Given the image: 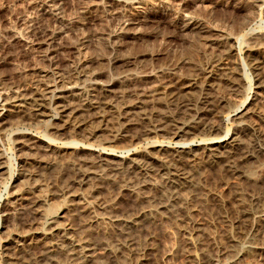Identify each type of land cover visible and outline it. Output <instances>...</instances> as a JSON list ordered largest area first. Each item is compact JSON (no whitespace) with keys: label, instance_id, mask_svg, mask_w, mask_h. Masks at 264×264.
<instances>
[{"label":"rangeland","instance_id":"1","mask_svg":"<svg viewBox=\"0 0 264 264\" xmlns=\"http://www.w3.org/2000/svg\"><path fill=\"white\" fill-rule=\"evenodd\" d=\"M81 1L82 0H57L58 3H62L63 8L61 7V9L63 10L60 9V12L62 13L58 14L55 10H53L54 14H50H52L56 20L54 21V17L49 14L48 19L46 18L41 21L40 28L45 26L46 28H44L50 31H52V28L56 29V31L58 32L56 40L58 44L60 41H64L63 43H72L76 40L77 36L80 35V37H82L80 41L81 45L77 46V48L74 50V54L71 53L73 55L70 54L69 56L68 51L66 52L65 49H59L54 53L56 59L59 60V62H61L63 66H67L73 63L74 55H76L77 53V55L81 58H95L96 60L94 59L95 63L93 64V69L102 71L103 74L105 73L104 75L107 77H102V79H109L108 81L112 83V86L114 85L113 89L115 91L113 92L119 93L118 91L122 89V86H120V82L127 81L129 79L127 83L129 82L128 84L131 85H129V87H131V90L134 89V87L135 89H142V86H145L144 88L152 91L150 92V94H154L155 91L153 92V89L162 86V82L167 79L165 78L166 75H162L163 71H166L168 73L170 72L171 68H177L180 71L176 69L172 70L178 71V74L186 75V73L189 71L187 70V66L189 64L186 62L189 59L188 57L191 56L189 61H192L194 59L193 62H196L198 64L204 63L205 61H207V59H210V55H212L213 51V46L209 44V41H206V39L204 40L202 35L199 34L195 28H183L185 24L190 22L192 23L194 21H200L206 27L213 28L211 29L213 34V31H215V34L217 32V35L222 34L223 32L224 34L222 35L224 37L227 35L226 37L231 41L229 42L234 49L232 48L231 53L225 56L226 59H224V62H227L229 66H233H231L235 71L233 75H237L236 78L238 80L235 79L233 82L221 80L217 81V84H215V81L212 84V87H210L209 91H207V93L209 94H206L208 98H210L209 100L211 102V105L213 104L214 109L217 108L215 113L209 116V120H220L219 122H222L223 125L221 124V130L218 129L219 131L217 130L216 132H214L215 130L210 133L195 132L194 135L196 136H194L193 134H187V136H185L186 139L184 138L187 142L185 146L189 149H192V151H195L194 149L199 151H195V153L192 152V155H183V158L182 155L177 156L171 153V151H173V149L177 147V141L172 140L170 136H168V138L167 136H165L166 134H159L156 135V137L154 136V138L153 136L152 138L151 136L148 138L143 137L141 138L142 140L139 139L138 142H135L133 144L129 141L133 133L139 132L138 129L140 128H142L140 130L144 129L142 127L143 120L141 117H144L145 114L146 116L158 115V113L167 115L175 114L177 109V104L175 103H178V101H175L174 103L170 101L168 97H162L161 94L156 95L155 97L149 95L150 97L148 96L145 98L147 99V102L145 100L142 104L144 109H146L145 111L144 109L139 108L140 110L137 109L136 112V109H133L134 111L130 113V116H128L129 114L127 115L128 117L126 118V120H128V123L131 122V125L129 126L130 128L128 127V134H124L125 139L124 137H121L122 139L119 140L121 143L119 141H115L113 143V141L110 140L111 138L109 137H111V131L108 129L104 130L105 132H102L103 134H99V136L101 135L100 137L98 136L92 139L86 137L88 129H94V127L96 128V126L99 124L98 117H85L84 119H81V123L78 129L80 132H76L73 134V130L68 128L70 125L67 126L68 129L65 128V130L63 129V131L62 129H60L61 133L59 132V129L54 130L50 128L49 124L38 126V120L44 117L37 116V119L35 118L36 116L34 118H27V110H24V107L12 108L15 110H10L9 113L4 110L3 112L6 113L3 117V123L0 124V152L2 154L4 153L5 156L3 155V160L7 163L5 162L6 167L3 170H0V264H7L9 260L10 263L15 258L22 256L23 259H29V261L38 260V264H43V262L45 264H68L69 262H71L70 256L68 254L61 251L59 252L54 239L50 238L49 240H36L34 243L32 242L31 244H26V246L19 245L17 244V241H15L17 239L15 237L20 231V223L22 224L27 219H32L35 216V208L33 207V205H31L32 199H29V197H25L26 195L33 196L31 194V192L33 191L29 189L30 186L29 183H27L28 177H26V175L24 174L25 172H32V174L34 175V179H37L38 182L40 181V186L43 187L46 194H48L47 198L49 207L53 206L52 210L60 211V214L63 215V217L60 218L61 221L70 224V226H72V229L74 230L75 235L87 237L88 243L92 247V250L94 249L93 252L97 254L95 256L97 257L98 261H104L101 264H232V262H236L238 260L239 262L233 264H264V221L262 222L261 220V218L263 217L261 215H264V0H89L87 4H85L84 2L88 0H83L84 2ZM52 3L54 4L53 0H0V78L4 77V80H12L14 78L16 81L21 79V81L24 80L25 82H28V80L32 81L44 74L42 70L45 69L47 65V62L43 57L44 52L41 50L43 52L42 53L40 49L36 48V41L35 43L31 42L29 40L30 38L26 37V31H24V29L26 30L25 26L29 24L30 19L33 20L36 19L37 16H39V13L41 11L40 9H51V7L53 6ZM36 9H38L39 11L37 10L38 12H36ZM59 19H63L64 21L60 22ZM25 21H27L28 23ZM169 21L174 23V25H172L171 22L167 23ZM124 22L125 24H122ZM165 22L167 24H170L167 29ZM120 24L125 27L120 28L122 27ZM127 25L129 27H127ZM230 26L233 28H231ZM153 28L156 30H154ZM22 29L23 31H21ZM123 32H125L126 34ZM153 33L156 36L153 35ZM184 33H186L187 35ZM117 34L119 37L121 36L120 38H122V40H120V38L116 36ZM167 36L170 37L167 38ZM213 36L216 37L215 35ZM18 37L20 38L18 39ZM17 39L21 41H19L18 43ZM25 40L27 41V43H25ZM113 40L117 41L115 42ZM204 43H206L207 45ZM33 47L35 48L33 49ZM151 50L159 51L161 56L158 55L157 58H152V60L151 56L148 54L149 52H151ZM171 51L174 52V54ZM250 55H254L255 57H258L262 60V66L260 68L261 70L259 69L258 71L256 69L254 70L253 67L250 68L251 66H249L250 64L247 60ZM167 56H169L170 58ZM112 57L117 58L114 63L111 62V59H113ZM128 57L131 58L130 63L126 61V58ZM169 59L170 62L175 63L178 60L179 62H176L177 64L170 63V65ZM165 60H167L168 62L167 66H165L167 63L165 62ZM96 61L99 64H97ZM158 62H160L159 64H161V66L158 64ZM113 64L115 66H113ZM116 66L117 68H120L121 74L119 68L117 69ZM160 67H162L161 70ZM104 70L107 71L105 72ZM113 70L115 73H113ZM117 71H119V73ZM41 72L42 74H40ZM21 73L24 75H22ZM157 74H159V76L162 75L160 76L161 78L164 77L163 81L159 79V76ZM238 76H241V78H238ZM117 77H120V79L122 78L123 80H120ZM113 78L115 81L113 80ZM131 78L132 80L136 79V81L138 82L134 80V83L136 82L134 84L133 81L130 80ZM227 83L229 86L227 85ZM217 86H219L220 88ZM211 88L213 90L212 92ZM206 94L201 88H194L193 91L191 90L190 94L186 95L187 97H185L187 99L190 98L188 101L191 100L190 103L194 106V108L199 109L203 106L202 99L205 98L204 95ZM222 98H224L225 101H223L221 104L220 100ZM131 99H134V97H131ZM216 99H219V103L215 101ZM194 100L196 101L194 102ZM130 101L128 99L124 102L129 103ZM200 103L202 104V106ZM174 108L175 110L172 111V109ZM241 108H248L247 115H239V111L241 110ZM248 123H252L254 126L247 127L246 124ZM244 124L246 126H244ZM116 125L117 124H114V126L112 127H115ZM117 126L118 128L122 127L121 125ZM53 130L56 133H54ZM47 131H51V133H53L52 136L51 133H47ZM227 132L236 133L243 141V144L241 145L242 147L236 149L234 153L235 157L233 156V159H235V161L237 159V162H240L242 160L243 161L237 164L238 166L236 165L235 168L233 167L232 169H230L229 166L225 164V162L223 164L222 161L210 165L209 163L205 165L201 163L199 158L203 157L202 155H204V152H200V150L203 151V148L199 146H204V144L209 139L222 136ZM26 133L28 135H26ZM54 134L57 135L55 136ZM16 135L18 137V140L17 137H15ZM29 135H33L31 137V140ZM160 135L161 137H159ZM24 136L28 137L25 138ZM106 136H109L108 138L110 141L107 140ZM162 136L167 138H164ZM19 137L22 139H20ZM23 137L24 139H29L28 142L31 143L32 141L37 140L36 143H38V147L31 148V146L29 145H21V143L25 141ZM38 138H41V140ZM42 139H46L48 144L46 142L44 143V140L42 141ZM72 142H74V146H72ZM108 143H110L111 145ZM127 143H131L132 145H128ZM46 144L49 145L48 148H46ZM112 144H115V146H112ZM197 145L199 146L196 147ZM91 146H94L96 149ZM152 146L156 148L163 147L162 149L167 146L170 153L168 152L166 147V150H163V154L162 152H160L163 156L158 152L156 155L161 157L165 156L169 160V162L171 161V167L175 168L174 171L177 173V175L180 174L181 176L184 173L187 177L183 178L179 175H175V180L178 181V183L175 182L174 184L171 181H168L166 173L164 172V170H161L159 164H154L155 168H152L154 167V165L151 168L145 165H143L144 167L142 165H139L140 167L137 166L135 168L130 167L131 164L136 161L133 158L137 159L140 153L148 151V147L149 150L152 149ZM36 149H38V151ZM31 151H33L34 153ZM91 151L93 152V155ZM32 153L36 155L33 156ZM199 154L202 155L200 156ZM251 154H253V157L245 161L244 158ZM104 156H107L108 158ZM116 156L118 160H124L122 164L123 166H121L120 168L107 167L106 169H104L105 166L101 165L103 167L102 169L104 170L98 168L99 170H96V172L98 171V173H102L103 171L105 174L102 173V176H98L99 178L97 177V175L93 174L95 178L92 177L93 175H90V179L89 176L88 178L86 177L87 179H85V177H82L76 168V165L87 167L90 164V166L94 164L100 165L102 162L103 164H107L106 161L110 157L113 159ZM173 156L176 157L174 158ZM73 157L76 161L73 159ZM102 157L105 159L104 161H102ZM54 163L57 167L54 166ZM220 166L222 168H220ZM247 168L248 171L254 174L253 178L249 179L247 177V179L244 175V169L246 171ZM260 168L263 170H261ZM76 171L79 174L76 173ZM22 177L25 179H23ZM75 177H77V179ZM129 178H131V180ZM144 178L146 181H144ZM139 180H141L142 183H140L141 181L139 182ZM143 183L146 184L143 186ZM134 184L135 186H133ZM69 185L70 187H68ZM64 186L70 188V190L73 189L72 192L75 194L73 201L65 202L63 197L60 195L61 190L65 189ZM136 186L138 189H135ZM21 189L23 190L22 192ZM173 189L179 192V196L174 197L175 199L172 198ZM26 190L29 194H27ZM23 192L25 193V196ZM16 193H19L20 195L22 194L23 197L19 199L21 201L16 200L15 202H13L12 200L15 197ZM241 199L242 202L240 201ZM9 200H11L12 202ZM57 205L58 208L56 207ZM143 210H146V212L149 214L141 212ZM116 213L117 215H115ZM129 214L136 215V217L138 218L137 221L139 222L138 227L133 228L132 226L130 227L126 224L125 220L131 217ZM123 220L127 227L126 225H124ZM120 223L123 224V227H121ZM87 224L90 225L88 226ZM15 227L18 228L19 231ZM226 231H228V233ZM86 233L87 236H85ZM95 237L97 238L95 239ZM141 237L144 240H142V242ZM28 242L29 241H27V243ZM6 243L11 244L7 245ZM196 244H198V246ZM51 245L53 246L52 248ZM237 245L241 248L244 246L246 247L247 245H252L255 247L254 251L251 254L245 253L246 256H244L245 254L242 256L239 255V259L227 262V259L229 258L227 254L231 252V248H236ZM209 252H211V254ZM28 256L30 257L28 258ZM240 257L242 258L240 259ZM19 262L21 261H17L16 264H22V262Z\"/></svg>","mask_w":264,"mask_h":264},{"label":"bare ground","instance_id":"2","mask_svg":"<svg viewBox=\"0 0 264 264\" xmlns=\"http://www.w3.org/2000/svg\"><path fill=\"white\" fill-rule=\"evenodd\" d=\"M54 1V4L52 3V7L51 9H45V8H42L40 9V13H39V16L36 17V19H33L29 21V24H26V30L24 29V31H26V37L27 38H30L29 40L31 42H34L36 41V48L40 49V51L42 50L44 52L43 54V57H44V60H46L47 62V65H46V68L43 69L42 71L44 72L43 75H41V77L39 78H36L32 81L28 80V82H25L24 80L21 81L18 80L16 81L14 78V80H4V77L3 78H0V124L3 123V117L5 115L6 112L9 113L10 110H15V109H12V108H15V107H24L25 109L24 110H27V114H26V117L27 118H35L37 119V116H43L44 118L42 119H39L38 120V126L40 125H48L50 126V128L52 129H59V132H60V129H63L65 130V128H67V126H69L68 128H70L71 130H73V134L76 133V132H80L78 129H79V126H80V121L81 119H84L85 117H89V118H92V117H98L99 118V124L96 126V128L94 127V129H88V132L86 134V137H89V139L91 138H94V137H98L99 134H101L102 132H105L104 130H110L111 131V138L110 140L113 141V143L116 141H119L121 140L122 138L121 137H124V134L127 133L128 131V127L131 125V122L128 123L126 120V118L128 116H130V113L132 111H134L136 109V112H137V109L141 108V109H144V107L142 106L143 102L146 100L147 102V99H145L146 97H148L149 95L150 96H153L155 97L156 95H162L163 96H166L170 99V101L174 102L175 101H178V103L176 102L175 104H177V109H176V112L174 115H170V114H159L158 115H153V116H146V114L144 115V117L142 116V124H143V130H140L138 129L139 132H136V133H133L132 134V137L131 139H129L130 142L135 143V142H138L139 139L141 138H145V137H150L154 138V136L156 137V135H159V134H166L165 136H170V138L172 140H175L177 141V147H173V151H171L172 154L174 155H182V158H183V155H192L195 151H199V150H196L194 149L195 151H192V149H189L188 147H186V141H185V136H187V134H195V132H204V133H207V132H216L218 129L221 128V124L222 122H219L220 120L218 121H211L209 120V116L214 114L216 109H214L213 107V104L211 105V102H210V98H208L207 94V91H209L210 87H212V84L216 81L215 84H217V81H228V82H233L235 79L238 80L236 78L234 74V69L228 65L227 62H224V59H226L225 56H227L229 53H231L232 51V45L230 44V40L225 36H223L222 34H224V32L222 34H219L217 35V32L215 34V31L214 34L212 33L211 29L213 28H208L206 27L202 22L200 21H194V22H190V23H187L183 26V28H186V27H192L196 29V31L202 35V37L204 38V40L206 39V41H209V44H211L213 46L212 48V55L210 59H207V61H205L204 63H196V62H193L192 61H189L190 57H188L189 59L186 61L189 65V67L187 66V70H189L186 75H181V74H178V71H180L179 69L175 68L176 70L178 71H173L175 70L174 68H171L170 72H166V71H163L162 72V75L165 76V79L164 82L163 81V78L164 77H160L162 75L159 76V74H157L159 76V79H161L162 81V86H159L158 88H154L153 89V92L154 94H150V90H148L147 88H144L145 86H142L143 88L141 89H130L131 87H129L130 84L127 83V81H121L120 83V86H122V89L120 91H118L119 93H115L113 91H115L113 89L114 85L112 86V83L109 82L108 78L107 79H102V77H107L103 74L102 71H98V70H94L93 69V64L95 63V60L93 58H89V57H83L81 58L80 56H78L77 54L74 55V60H73V63L70 64V65H67V66H63V64L61 62H59V60L56 59V56H55V52H57L59 49H65L66 52L68 51V54L70 56L71 53L74 54V50L77 48V46L81 45V38L80 35L77 36L76 40L72 43H60L59 44L57 43V34L58 32L56 31V29H53L52 28V31L48 30V29H45L44 27L40 28V23L43 19H48V15L50 13L54 14L53 13V10L56 11V13L60 14L62 12H60V9L62 7V3H58L57 0H53ZM85 1V0H84ZM83 0L81 2H84ZM97 1V0H96ZM115 1V0H114ZM88 1H85L84 3L87 4ZM92 2V1H91ZM90 2V3H91ZM121 2V1H120ZM261 2V1H260ZM51 3V2H50ZM39 5V4H38ZM37 5V6H38ZM80 5V4H79ZM51 6V5H50ZM111 6V5H110ZM42 7V6H41ZM54 7V8H53ZM117 7V6H116ZM186 7V6H185ZM40 8V7H39ZM63 8V7H62ZM250 8V7H249ZM38 9H36V12ZM63 10V9H61ZM254 12V11H253ZM218 13V12H217ZM35 14H38V13H35ZM50 14V15H52ZM256 14V13H255ZM6 15V14H5ZM231 15V14H230ZM35 16V15H34ZM53 16V15H52ZM51 16V17H52ZM63 16V15H62ZM54 17V16H53ZM61 17V16H60ZM132 17V16H131ZM57 18V17H56ZM120 18V17H119ZM226 18V17H225ZM82 19V18H81ZM108 19V18H107ZM131 19V18H130ZM171 19V18H170ZM28 20V19H27ZM55 17H54V21H55ZM60 20V19H59ZM229 20V19H228ZM64 21L63 19L60 20V22ZM133 21V20H132ZM171 21H174V20H171ZM171 21L167 22V23H170ZM226 21V20H225ZM239 21V20H238ZM57 22V21H56ZM126 22V21H125ZM122 23V24H125ZM166 23V22H165ZM166 23V29L170 26V24H167ZM172 23V22H171ZM24 24V22H23ZM130 24V23H128ZM226 24V23H225ZM121 25V24H120ZM172 25H174V23H172ZM224 25V24H223ZM231 25V24H230ZM23 26V27H24ZM47 26V25H46ZM113 26V25H112ZM122 27L120 28H124L125 26L121 25ZM182 26V25H181ZM232 26V25H231ZM230 26V27H231ZM236 26V25H235ZM127 27H129L127 25ZM160 27V26H159ZM174 27V26H173ZM225 27V26H224ZM44 28V29H43ZM48 28V27H47ZM61 28V27H60ZM116 28V27H115ZM119 28V27H118ZM117 28V29H118ZM146 28V27H145ZM155 28V27H154ZM153 28V29H154ZM157 28V27H156ZM162 28V27H161ZM180 28V27H179ZM233 28V27H231ZM152 29V30H153ZM177 29V28H176ZM182 29V28H181ZM191 29V28H190ZM80 30V28H79ZM156 30V29H154ZM159 30V29H158ZM157 30V31H158ZM215 30V29H214ZM23 31V29L21 30ZM20 31V32H21ZM169 31V30H168ZM179 31V30H177ZM185 31V30H184ZM232 31V30H231ZM165 32V31H164ZM170 32V31H169ZM168 32V33H169ZM175 32V31H174ZM187 32V31H186ZM85 33V32H84ZM117 33V32H116ZM125 33V32H123ZM150 33V32H149ZM182 33V32H181ZM193 33V32H192ZM221 33V32H220ZM254 33V32H253ZM256 33V32H255ZM126 34V33H125ZM173 34V33H172ZM175 34V33H174ZM186 34V33H184ZM25 35V34H24ZM120 35V34H119ZM122 35V34H121ZM153 35H155L153 33ZM170 35V34H169ZM187 35V34H186ZM213 35H215L216 37H214ZM117 37L118 34L116 35ZM123 36V35H122ZM156 36V35H155ZM193 36V35H192ZM191 36V37H192ZM260 36V35H259ZM12 37V36H11ZM16 37V36H14ZM13 37V38H14ZM73 37V36H72ZM76 37V36H75ZM115 37V35H114ZM121 37V36H120ZM119 37V38H120ZM170 37V36H169ZM167 36V38H169ZM230 37V36H229ZM20 37H18L19 39ZM69 38V37H68ZM17 39V40H18ZM113 39V38H111ZM125 39V38H124ZM159 39V38H157ZM156 39V41H157ZM254 39V38H253ZM15 40V39H14ZM23 40V39H22ZM118 40V39H117ZM117 40H113V41H117ZM120 40H122V38H120ZM119 40V41H120ZM163 40V39H162ZM166 40V39H165ZM203 40V41H204ZM261 40V39H260ZM19 41L21 40H18V43ZM26 41V40H25ZM189 41V40H188ZM200 41V40H199ZM230 41V42H229ZM23 42V41H22ZM71 42V41H70ZM124 42V41H122ZM121 42V43H122ZM166 42V41H164ZM202 42V41H201ZM11 43V42H10ZM13 43V42H12ZM27 43V41L25 42ZM29 43V42H28ZM119 43V42H118ZM192 43V42H191ZM112 44V42H111ZM153 44V43H152ZM201 44V43H200ZM206 44V43H204ZM208 44V45H209ZM230 44V45H229ZM260 44V43H259ZM31 45V44H30ZM142 45V44H141ZM147 45V44H146ZM150 45V44H149ZM154 45V44H153ZM207 45V44H206ZM205 45V46H206ZM34 46V45H33ZM117 46V45H116ZM152 46V45H151ZM185 47V46H184ZM191 47V46H190ZM193 47V46H192ZM196 47V46H195ZM31 48V47H30ZM35 47H33L34 49ZM157 48V47H156ZM186 48V47H185ZM32 49V48H31ZM179 49V48H178ZM188 49V48H187ZM191 49V48H190ZM234 49V48H233ZM161 50V49H160ZM168 50V49H167ZM175 50V49H174ZM193 50V49H192ZM195 50V49H194ZM38 51V50H37ZM41 51V52H42ZM64 51V50H63ZM99 51V50H98ZM118 51V50H117ZM131 51V50H130ZM164 51V50H163ZM181 51V50H180ZM188 51V50H187ZM42 52V53H43ZM136 52V51H135ZM166 52V51H165ZM164 52V53H165ZM172 52V51H171ZM190 52V51H189ZM194 52H197V51H194ZM95 53V52H94ZM127 53V52H126ZM174 54V52H172ZM179 53V52H178ZM202 53V52H201ZM71 54V55H73ZM93 54V53H92ZM115 54V53H114ZM150 56H151V59L152 58H157L158 55H160L159 51H155V50H151V52L148 53ZM162 54V53H161ZM169 54V53H168ZM182 54V52H181ZM196 54V53H195ZM86 55V54H85ZM83 55V56H85ZM91 55V54H90ZM116 55V54H115ZM260 55V54H259ZM103 56V55H102ZM119 56V55H118ZM125 56V55H124ZM161 56V55H160ZM176 56V55H175ZM203 56V55H202ZM169 57V56H167ZM171 57V55H170ZM169 57V58H170ZM249 57V56H248ZM70 58V57H69ZM99 58V57H98ZM113 58V57H112ZM182 58V57H181ZM201 58V57H200ZM228 58V57H227ZM101 59H104V58H101ZM178 59V58H177ZM187 59V58H186ZM192 59V58H191ZM203 59V57H202ZM206 59V58H205ZM235 59V58H234ZM100 60V59H99ZM112 61L111 62H115L117 60V58H113L111 59ZM153 60V59H152ZM168 60V59H167ZM167 60H165V62H167ZM249 62V66H251L250 68H254V70H258L261 68V63H262V60L259 59L258 57H255L254 55L251 56L247 59ZM106 61V60H104ZM125 61V60H124ZM126 61L128 63L131 62V58H126ZM125 61V62H126ZM172 61V60H171ZM182 61V60H180ZM185 61V60H183ZM99 62V61H98ZM103 62V61H102ZM124 62V63H125ZM155 62V61H154ZM176 62H179L176 61ZM175 62V63H176ZM184 62V63H186ZM203 62V61H202ZM97 63V61H96ZM105 63V62H104ZM160 62H158L159 64ZM162 63V62H161ZM170 63H173L175 64L174 62H170V59H169V64ZM99 64V63H97ZM126 64V63H125ZM157 64V63H156ZM168 62L166 63L165 66H167ZM172 64V65H173ZM177 64V63H176ZM110 65V64H109ZM119 65V64H117ZM161 66V64H159ZM164 65V64H163ZM171 65V64H170ZM187 65V64H186ZM97 66V65H95ZM113 66H115L113 64ZM125 66V65H124ZM175 66V65H174ZM181 66V64H180ZM179 67V66H177ZM182 67H183V63H182ZM239 67V65H238ZM112 68V67H111ZM114 68V67H113ZM117 68V66H116ZM114 68V69H116ZM119 68V67H118ZM117 68V69H118ZM129 68V67H128ZM132 68V67H131ZM162 67H160V70H161ZM189 68V69H188ZM264 68V67H263ZM98 69V68H97ZM116 69V70H117ZM156 69V68H155ZM173 69V70H172ZM181 69V68H180ZM183 69V68H182ZM240 69V68H239ZM126 70V69H125ZM185 70V69H184ZM237 70V69H236ZM253 70V69H252ZM261 70V69H260ZM105 71V70H104ZM107 71V70H106ZM105 71V72H106ZM109 71V70H108ZM119 71H120V68H119ZM119 71H117L119 73ZM240 71V70H239ZM123 72V71H122ZM160 72V71H159ZM1 73V72H0ZM108 73V72H107ZM113 73L114 70H113ZM117 73V74H118ZM164 73V74H163ZM3 74V72H2ZM22 74V73H21ZM26 74V73H25ZM42 74V72L40 73ZM120 74H121V71H120ZM237 74V72H236ZM259 74V73H258ZM263 74V73H262ZM24 75V74H22ZM107 75V74H106ZM109 75V74H108ZM156 75V76H157ZM15 76V75H14ZM21 76V75H20ZM30 76V75H29ZM40 76V75H39ZM134 76V75H132ZM155 76V75H153ZM12 77V76H11ZM28 77V76H27ZM35 77V76H34ZM110 77V76H109ZM125 77V76H124ZM123 77V78H124ZM131 77V76H130ZM8 78V77H7ZM21 78V77H20ZM120 79V77H117ZM132 78H135V77H132ZM132 78L130 80H132ZM153 78V77H152ZM238 78H241V76ZM25 79V78H24ZM27 79V78H26ZM122 79V78H121ZM120 79V80H121ZM141 79V78H140ZM107 80V81H106ZM114 80V78H113ZM123 80V79H122ZM125 80V79H124ZM136 81V79H134ZM134 80L133 83H134ZM146 80V79H145ZM30 81V82H29ZM115 81V80H114ZM131 81V82H132ZM113 82V81H112ZM118 82V80H117ZM138 82V81H136ZM135 82V83H136ZM144 82V81H143ZM134 83V84H135ZM142 83V82H141ZM133 84V85H134ZM226 84V83H224ZM132 85V86H133ZM152 85V84H151ZM157 85V84H155ZM228 85V83H227ZM131 86V85H130ZM135 86V85H134ZM141 86V85H139ZM229 86V85H228ZM154 87V86H153ZM214 87V86H213ZM219 87V86H217ZM224 87V86H223ZM133 88V87H132ZM149 88V87H148ZM152 88V86H151ZM194 88H201L202 90H204V93L206 95H204V99H202L203 101V106L201 104L202 107H200L199 105V109H196L194 108V106L190 103V101H188L189 99H187L186 95L190 94L191 90L193 91ZM220 88V87H219ZM218 88V89H219ZM199 90V89H198ZM195 91V90H194ZM212 88H211V92H212ZM198 92V91H197ZM219 92V91H218ZM201 93V92H200ZM212 94V93H210ZM215 94V93H214ZM222 95V94H221ZM149 96V97H150ZM186 96V97H185ZM215 96V95H214ZM213 96V97H214ZM227 96V95H226ZM131 97H134V99H131ZM161 97V96H160ZM191 97V96H190ZM231 97V96H230ZM218 98V97H217ZM221 98V97H220ZM225 98V97H224ZM222 98L220 100V103L222 104L223 101H225V99ZM129 99H131V101L129 103H126L124 101H127ZM149 99V98H148ZM155 99V98H154ZM153 99V100H154ZM158 99V98H157ZM168 99V100H169ZM152 100V99H151ZM219 100V99H218ZM218 100L216 99L215 101L218 102ZM239 100V99H238ZM193 101V100H192ZM196 100H194L195 102ZM215 101H214V104H215ZM156 102V101H155ZM193 103V102H192ZM198 103V102H197ZM196 103V104H197ZM213 103V102H212ZM155 105V104H154ZM169 105V104H168ZM220 105V104H219ZM197 106V105H196ZM195 106V107H196ZM146 107V106H145ZM156 107V106H155ZM159 107V106H158ZM217 107V106H216ZM253 107V106H252ZM150 108V107H149ZM250 108V107H249ZM254 108V107H253ZM259 108V107H258ZM134 109V110H133ZM252 109V108H251ZM6 111V112H3V111ZM17 110V109H16ZM19 110V108H18ZM140 110V109H139ZM146 109H144L145 111ZM165 110V109H164ZM175 110L172 109V111ZM21 111V110H20ZM142 111V110H141ZM247 111H248V108H241V110L239 111V115L240 116H245L247 115ZM260 112V111H259ZM262 112V111H261ZM22 113V112H21ZM24 113V112H23ZM129 114V115H128ZM150 114V113H149ZM155 114V113H154ZM258 114V113H257ZM21 115V114H20ZM128 115V116H127ZM132 115V114H131ZM141 115V114H140ZM238 115V114H237ZM7 116V115H6ZM134 116V115H133ZM250 116V115H249ZM21 117V116H20ZM25 117V116H24ZM218 117V116H217ZM232 117V116H231ZM264 117V116H263ZM248 118V116H247ZM254 118V117H253ZM130 119V118H128ZM244 119V118H243ZM29 120V119H28ZM94 120V119H93ZM135 120V119H134ZM237 120V119H236ZM251 120V119H250ZM130 121V120H129ZM136 121V120H135ZM140 121V120H139ZM255 121V120H254ZM261 121V120H260ZM88 122V121H86ZM91 123V122H90ZM94 123V122H93ZM92 123V124H93ZM98 123V121H97ZM86 124V123H85ZM114 124H117V125H121L122 127H119L116 126L115 127H112L114 126ZM133 124V123H132ZM135 124V123H134ZM223 125V124H222ZM247 127H252L254 126L252 123H248L246 124ZM244 124V126H246ZM242 126V125H241ZM240 126V127H241ZM255 126H258V125H255ZM47 127V126H46ZM223 127V126H222ZM67 128V129H68ZM84 128V127H83ZM113 128V129H112ZM130 128V127H129ZM134 128V127H133ZM244 128V127H243ZM255 128V127H254ZM66 129V130H67ZM257 129V128H256ZM264 129V128H263ZM48 130V129H47ZM53 130V131H54ZM81 130V129H80ZM131 130V129H130ZM136 130V129H135ZM221 130V129H220ZM45 131V130H44ZM84 131V130H83ZM109 131V132H110ZM219 131V130H218ZM259 131V130H258ZM264 131V130H263ZM72 132V131H71ZM130 132V131H129ZM132 132V131H131ZM30 133V132H29ZM47 133H51V131H47ZM54 133H56L54 131ZM61 133V132H60ZM65 133V131H64ZM63 133V134H64ZM108 133V131H107ZM238 133V132H237ZM261 133V132H260ZM21 134V133H20ZM19 134V135H20ZM24 134V133H23ZM53 133H51V136H52ZM58 134V133H57ZM57 134H54L55 136ZM69 134V133H68ZM72 134V133H71ZM103 134V133H102ZM128 134V133H127ZM168 134V135H167ZM246 134V133H245ZM26 135H28L26 133ZM50 135V134H49ZM78 135V134H77ZM85 135V134H84ZM110 135V134H108ZM161 135L159 137H161ZM189 135V136H190ZM253 135V133H252ZM262 135V134H261ZM260 135V136H261ZM30 136V140H31V137L33 135H29ZM38 136V135H37ZM75 136V135H74ZM101 136V135H100ZM99 136V137H100ZM196 136V135H194ZM256 136V135H255ZM264 136V135H263ZM17 137V135L15 136ZM25 138L28 137V136H24ZM23 137V139H24ZM40 137V135H39ZM42 137V136H41ZM85 137V138H86ZM107 138V140H109V138ZM164 137V136H162ZM167 137H164V138H167ZM246 137V136H245ZM249 137V136H248ZM20 138V137H19ZM43 138V137H42ZM58 138V137H57ZM69 138V137H68ZM82 138V136H81ZM105 138V139H106ZM150 138V139H151ZM169 138V137H168ZM185 138V139H184ZM247 138V137H246ZM246 138H245V142H246ZM264 138V137H263ZM22 139V138H20ZM41 140V138H38ZM88 139V140H89ZM96 139V138H95ZM98 139V138H97ZM100 139V138H99ZM125 139V137H124ZM249 139V138H248ZM252 139V138H251ZM17 140H18V137H17ZM25 141H23L21 143V145L23 144L24 145H29L31 146V148H37L38 147V143H36L37 140L35 141H32L31 142H28L29 139H24ZM44 140V143L46 141V139H42V141ZM74 140V139H73ZM109 140V141H110ZM142 140V139H141ZM255 140V139H253ZM39 141V140H38ZM58 141V140H57ZM196 141V140H195ZM120 142V141H119ZM172 142V141H171ZM59 143V142H58ZM69 143V142H68ZM74 142H72V146ZM121 143V142H120ZM173 143V142H172ZM204 143V142H203ZM249 143V142H248ZM252 143V142H251ZM250 143V144H251ZM19 144V143H17ZM32 144V145H30ZM41 144V143H40ZM48 144V143H47ZM45 145L46 148L49 147V145ZM52 144V143H51ZM86 144V143H85ZM110 144V143H108ZM107 144V145H108ZM128 145H130L129 143H127ZM131 144V145H132ZM158 144V143H157ZM171 144V143H170ZM193 144V143H192ZM243 144V141L241 140V138L236 134V133H229L227 132L226 134L222 135V136H218V137H215V138H211L209 139L205 144L204 146L201 145H197L196 147H202L203 148V151L200 150V152H204V155H202L203 157L202 158H199V160L201 161V163H203L204 165L205 164H214V163H217V162H220L222 161L223 164L225 162V164H227V166H229L230 169H232L233 167L235 168V166L237 164H239L240 162L242 161H238L237 160L235 161V159H233L235 156H234V153H235V150L242 147L241 145ZM56 145V144H55ZM67 145V143H66ZM104 145V144H103ZM111 145V144H110ZM44 146V145H43ZM89 146V145H88ZM87 146V147H88ZM112 146H115V144ZM120 146V145H119ZM154 146V145H153ZM152 146V147H153ZM165 146V145H164ZM91 147H94V146H91ZM117 147V146H116ZM150 147V148H152ZM167 147V146H166ZM164 147V149L166 148ZM21 148V147H19ZM18 148V149H19ZM40 148V147H39ZM58 148V147H57ZM71 148H74V147H71ZM95 148V147H94ZM136 148V147H135ZM145 148V146H144ZM163 147L161 148H156V147H153L152 149L149 150V147H148V151H144L142 153L139 154V156L137 157V159L133 158L134 160V163L131 164L130 167H137L139 165H145V166H148V167H152L154 164H159L161 170H164V172L166 173V177L168 179V181H171L172 183L175 184L178 183V181L175 180V175H177V173L174 171L175 168L171 167L172 163L171 161L169 162V160L164 156V157H161V156H158L156 155L157 152L160 153L162 152V154L164 153V149H162ZM193 148V147H192ZM247 148V147H245ZM28 149V148H27ZM96 149V148H95ZM21 150V149H20ZM29 150V149H28ZM33 150V149H31ZM38 151V149H36ZM44 150V148H43ZM46 150V149H45ZM48 150V149H47ZM53 150V149H52ZM51 150V151H52ZM166 150V149H165ZM167 150H168V147H167ZM171 150V149H170ZM252 150V149H251ZM50 151V152H51ZM105 151V150H104ZM20 152V151H19ZM26 152V151H25ZM33 152V151H31ZM53 152V151H52ZM92 152V151H91ZM109 152V151H108ZM169 152V150H168ZM167 152V153H168ZM256 152V150H255ZM22 153V152H21ZM34 153V152H33ZM32 153V154H33ZM113 153V152H112ZM132 153V152H131ZM170 153V152H169ZM240 153V152H239ZM247 153V151H246ZM87 154V153H86ZM111 154V153H110ZM160 153V155H162ZM198 154V153H197ZM3 155L4 153L2 154L0 152V170H3L6 165H5V162L3 160ZM27 155V154H26ZM36 155V154H35ZM33 154V156H35ZM48 155V154H47ZM92 155H93V152H92ZM98 155V154H97ZM103 155V154H102ZM113 155V154H112ZM168 155V154H167ZM166 155V156H167ZM196 155V154H195ZM200 155V154H199ZM200 155V156H201ZM260 155V154H259ZM5 156V155H4ZM30 156V155H28ZM101 156V155H100ZM163 156V155H162ZM234 156V157H233ZM239 156V155H238ZM32 157V156H31ZM40 157V156H39ZM54 157V156H53ZM71 157V156H70ZM69 157V158H70ZM95 157V156H94ZM104 157H107V156H104ZM136 157V155H135ZM170 157H171V154H170ZM174 157V156H173ZM176 157V156H175ZM174 157V158H175ZM188 157V156H187ZM190 157V156H189ZM196 157V156H195ZM237 157V156H236ZM253 157V154L251 155H248L247 157L244 158V160L246 161L247 159L249 158H252ZM6 158V157H4ZM21 158V157H20ZM43 158V157H42ZM83 158V157H82ZM103 158V157H102ZM108 158V157H107ZM111 158V157H110ZM108 159L106 162L107 164H103V162L98 165V164H94L90 167H83V166H79V165H76V168L78 170V172L81 174L82 177H85V179L88 178L89 176V179H90V175H97L98 176H102L101 174L104 173L102 171V173H98V171L96 172V170H99L98 168H103L101 165H104L106 169L107 167L108 168H120L121 166H123V161H120L118 160L117 156L114 157L113 159ZM129 158V157H128ZM169 158V157H168ZM27 159V158H26ZM32 159V158H31ZM47 159V158H46ZM74 159V157H73ZM72 159V160H73ZM94 159V158H93ZM100 159V158H99ZM130 159V158H129ZM24 160V159H23ZM29 160V158H28ZM35 160V159H34ZM75 160V159H74ZM73 160V161H74ZM78 160V159H77ZM105 159L103 158L102 161H104ZM184 160V159H183ZM27 161V160H26ZM76 161V160H75ZM127 161V160H126ZM45 162V161H44ZM62 162V161H61ZM105 162V163H106ZM133 162V160H132ZM179 162V161H178ZM7 163V162H6ZM22 163V162H21ZM29 163V162H27ZM39 163V162H38ZM81 163V162H80ZM100 163V162H99ZM245 163V162H244ZM254 163V162H253ZM23 164V163H22ZM25 164V163H24ZM74 164V163H73ZM185 164V163H184ZM81 165V164H80ZM86 165V164H85ZM130 165V164H129ZM175 165V164H174ZM177 165V164H176ZM202 165V164H201ZM200 165V166H201ZM244 165V164H242ZM247 165V164H245ZM35 166V165H34ZM54 166H55V163H54ZM67 166V165H66ZM72 166V165H71ZM158 166V165H157ZM187 166V165H186ZM189 166V165H188ZM238 166V165H237ZM241 166V165H240ZM253 166V165H252ZM26 167V166H25ZM32 167V166H31ZM57 167V166H55ZM83 167V168H82ZM140 167V166H139ZM144 167V166H143ZM125 168V167H124ZM133 168V169H134ZM152 168H155V165L154 167ZM220 168H222L220 166ZM224 168V166H223ZM263 168V167H262ZM102 169V170H104ZM147 169V168H146ZM179 169V168H178ZM192 169V167H191ZM194 169V168H193ZM201 169V168H200ZM207 169V168H206ZM209 169V168H208ZM261 169V168H260ZM138 170V169H137ZM151 170V169H150ZM158 170V168H157ZM160 170V169H159ZM186 170V169H185ZM263 170V169H261ZM27 171V170H26ZM154 171V170H153ZM3 172V171H2ZM20 172V171H19ZM73 172V171H72ZM76 171V173H78ZM138 172V171H137ZM190 172V171H189ZM225 172V170H224ZM254 172V171H253ZM262 172V171H261ZM1 173V172H0ZM37 173V172H36ZM78 173V174H79ZM114 173V172H113ZM122 173V172H121ZM135 173V172H134ZM195 173V172H194ZM202 173V172H201ZM208 173V172H207ZM217 173V172H216ZM26 175L27 178V183H29V189H31L33 192H31V194L33 196H29V195H26L25 196V193H24V196L25 197H29V199L31 198L32 201H31V205H33V207L35 208V216L32 218V219H27L26 221H24L22 224L20 223V231L18 228V234L15 238H17L15 241H17V244L19 245H25L26 244H31L32 242L34 243L36 240H49L50 238L51 239H54L55 240V243L57 245V248L59 250V252H65L66 254H68L70 256V259H71V262H69L68 264H101L102 262L104 261H98L97 257L95 255H97L96 253L93 252L92 250V247L90 246V244L88 243V239L87 237H84V236H77L75 235L74 233V230L72 229V226H70V224L66 223V222H63L61 221L60 218L63 217V215L60 214V211H55V210H52L53 206L52 207H49L48 205V198H47V195L46 192L44 191L43 187L40 186V181L38 182L37 179H34V175L32 174V172H25L24 173ZM105 174V173H104ZM115 174V173H114ZM112 174V175H114ZM124 174V173H123ZM121 174V175H123ZM128 174V173H127ZM136 174V173H135ZM134 174V175H135ZM150 174V173H149ZM182 174V173H181ZM92 176L95 178V176ZM120 175V177H121ZM146 175V174H145ZM180 176V174H178ZM177 175V176H178ZM198 175V174H197ZM240 175V174H239ZM244 175L246 176V178L248 177L249 179L250 178H253L254 174L250 171H248V168L247 170L245 171L244 169ZM80 176V178H81ZM162 176V175H161ZM195 176V174H194ZM204 176V175H203ZM202 176V177H203ZM244 176V177H245ZM38 177V176H37ZM79 177V176H78ZM87 177V178H86ZM91 177V178H92ZM140 177V176H139ZM154 177V176H153ZM163 177V176H162ZM180 177H183V178H186L187 176H185V174L183 173ZM236 177V176H235ZM23 178V177H22ZM77 179V177H75ZM99 178V177H98ZM96 178V179H98ZM104 178V177H103ZM102 178V179H103ZM133 178V177H132ZM138 178V177H137ZM157 178V177H156ZM179 178V177H178ZM182 178V179H183ZM247 178V179H248ZM25 179V178H23ZM39 179V178H38ZM131 180V178H129ZM128 179V180H129ZM155 179V178H154ZM160 179V178H159ZM166 179V178H165ZM203 179V178H202ZM82 180V179H80ZM104 180V179H103ZM161 180V179H160ZM195 180V179H194ZM217 180V179H216ZM263 180V179H262ZM26 181V180H25ZM65 181V179H64ZM74 181V180H73ZM79 181V180H78ZM84 181V180H83ZM107 181V180H106ZM141 180H139L140 182ZM144 181L145 178H144ZM143 181V182H144ZM155 181V180H154ZM180 181V180H179ZM184 181V180H183ZM196 181V180H195ZM205 181V180H204ZM236 181V180H235ZM240 181V180H238ZM76 182V181H75ZM81 182V181H80ZM86 182V181H85ZM84 182V183H85ZM90 182V181H89ZM96 182V181H94ZM119 182V181H118ZM137 182V183H139ZM151 182V181H150ZM160 182V181H159ZM63 183V182H62ZM65 183V182H64ZM70 183V182H69ZM82 183V182H81ZM80 183V184H81ZM136 183V184H137ZM142 183V181L140 182ZM164 183V182H163ZM186 183V182H185ZM196 183V182H195ZM230 183V182H229ZM234 183V182H233ZM232 183V184H233ZM22 184V183H21ZM66 184V183H65ZM78 184V185H80ZM120 184V183H119ZM128 184V183H127ZM132 184V183H131ZM146 183H143V186L145 185ZM148 184V183H147ZM160 184V183H159ZM192 184V183H191ZM231 184V183H230ZM235 184V183H234ZM19 185V184H18ZM60 185V184H59ZM76 185V184H75ZM97 185V184H96ZM100 185V184H99ZM193 185V184H192ZM199 185V183H198ZM208 185V184H207ZM248 185V184H247ZM27 186V185H26ZM67 186V185H66ZM72 186V185H71ZM135 186V184L133 185ZM142 186V185H141ZM157 186V185H156ZM212 186V185H211ZM15 187V186H14ZM28 187V186H27ZM65 187V186H64ZM70 187V185L68 186ZM79 187V186H78ZM117 187V186H116ZM121 187V186H120ZM140 187V186H139ZM151 187V186H150ZM185 187V186H184ZM194 187V186H192ZM235 187V186H234ZM244 187V186H243ZM89 188V187H88ZM100 188V187H99ZM148 188V187H147ZM202 188V187H201ZM204 188V187H203ZM214 188V187H213ZM220 188V187H219ZM233 188V187H231ZM230 188V189H231ZM241 188V187H240ZM28 189V190H29ZM75 189V188H74ZM86 189V188H85ZM135 189H138L137 186ZM144 189V188H142ZM177 189V188H176ZM184 189V188H183ZM195 189V188H194ZM15 190V189H14ZM73 190V189H72ZM72 190H70V188H67L65 187V189L61 190V193L60 195L63 197L64 201L65 202H71L73 201V198L75 196V194L72 192ZM127 190V189H126ZM182 190V189H181ZM197 190V189H196ZM219 190V189H218ZM256 190V189H255ZM23 190L21 189V192ZM27 191V190H26ZM30 191V190H29ZM82 191V190H81ZM88 191V190H86ZM95 191V190H94ZM103 191V190H102ZM116 191V190H115ZM133 191V190H131ZM139 191V190H138ZM198 191V190H197ZM203 191V190H202ZM239 191V190H238ZM185 192V191H184ZM263 192V191H262ZM10 193V192H9ZM130 193V192H129ZM142 193V192H141ZM208 193V192H207ZM236 193V192H235ZM264 193V192H263ZM27 194L28 191H27ZM91 194V193H90ZM118 194V193H117ZM116 194V195H117ZM200 194V193H199ZM224 194V193H223ZM237 194V193H236ZM95 195V194H94ZM204 195V194H203ZM249 195V194H248ZM263 195V194H261ZM97 196V194H96ZM99 196V195H98ZM140 196V194H139ZM173 196V197H172ZM172 198L174 197H177L179 196V192L175 189L172 190ZM23 196L22 194L20 195L19 193H16L15 194V197L13 198V202H15L16 200H19L21 199ZM79 197V196H78ZM116 197V196H115ZM148 197V196H147ZM151 197V195H150ZM154 197V196H153ZM227 197V196H226ZM244 197V196H243ZM242 197V198H243ZM263 197V196H262ZM82 198V196H81ZM114 198V196H113ZM139 198V197H138ZM142 198V197H141ZM217 198V196H216ZM239 198V197H238ZM28 199V200H29ZM59 199V198H58ZM94 199V197H93ZM149 199V198H148ZM175 199V198H174ZM191 199V198H190ZM263 199V198H262ZM5 200V199H4ZM75 200V199H74ZM81 200V199H80ZM99 200V199H98ZM104 200V199H103ZM154 200V199H153ZM196 200V199H195ZM202 200V199H201ZM230 200V199H229ZM6 201V200H5ZM11 201V200H9ZM11 201V202H12ZM21 201V200H19ZM85 201V200H84ZM182 201V200H181ZM242 202V199L240 200ZM106 202V201H105ZM221 202V201H219ZM258 202V201H257ZM263 202V201H262ZM5 203V202H4ZM10 203V202H9ZM141 203V202H140ZM178 203V202H177ZM254 203V202H253ZM8 204V203H7ZM55 204V203H54ZM85 204V203H83ZM101 204V203H100ZM200 204V203H199ZM260 204V203H259ZM21 205V204H20ZM133 205V204H132ZM150 205V204H149ZM220 205V204H219ZM240 205V204H239ZM216 206V205H215ZM241 206V205H240ZM4 207V206H3ZM6 207V206H5ZM58 208V205L56 206ZM75 207V206H74ZM179 207V205H178ZM237 207V206H236ZM250 207V206H249ZM69 208V207H68ZM76 208V207H75ZM83 208V207H82ZM117 208V207H116ZM132 208H135V207H132ZM144 208V206H143ZM244 208V206H243ZM21 209V208H20ZM79 209V208H78ZM108 209V208H107ZM115 209V208H114ZM113 209V210H114ZM250 209V208H249ZM257 209V208H256ZM91 210V209H90ZM89 210V211H90ZM123 210V209H122ZM142 210V209H141ZM208 210V209H207ZM211 210V209H210ZM18 211V210H17ZM85 211V210H84ZM83 211V212H84ZM111 211V210H110ZM109 211V212H110ZM237 211V210H236ZM24 212V211H23ZM76 212V211H75ZM93 212V211H91ZM103 212V211H102ZM106 212V211H105ZM114 212V211H113ZM128 212V211H127ZM140 212V211H139ZM141 212H146V210H143ZM218 212V211H216ZM264 212V211H263ZM74 213V212H73ZM88 213V212H86ZM98 213V212H97ZM118 213V212H117ZM117 213L115 215H117ZM78 214V213H77ZM102 214V213H101ZM107 214V213H106ZM111 214V213H110ZM127 214V213H126ZM136 214V213H135ZM141 214V213H140ZM149 214V213H147ZM68 215V214H67ZM130 215V214H129ZM261 215V214H260ZM78 216V215H77ZM121 216V215H120ZM131 217H129V219H126L125 222L127 225H129L130 227L132 226L133 228L134 227H138L139 226V222L137 221V217L136 215H130ZM247 216V215H246ZM245 216V217H246ZM253 216V215H252ZM264 217V215H261ZM260 216V217H261ZM13 217V216H12ZM83 217V216H82ZM90 217V216H89ZM145 217V216H144ZM147 217V216H146ZM244 217V218H245ZM249 217V216H248ZM261 218L262 222L264 221V218ZM14 218V217H13ZM69 218V217H68ZM72 218V217H71ZM70 218V219H71ZM80 218V217H79ZM140 218V217H139ZM195 218V217H194ZM24 219V218H23ZM123 219V218H122ZM240 219V218H239ZM19 220V219H18ZM77 220V219H76ZM75 220V221H76ZM140 220V219H139ZM190 220V219H189ZM258 220V219H257ZM68 221V220H67ZM73 221V220H72ZM119 221V220H117ZM244 221V220H243ZM242 221V222H243ZM10 222V221H9ZM112 222V221H111ZM115 222V221H114ZM121 222V221H120ZM123 220V223L124 225H126ZM81 223V222H80ZM12 224V223H11ZM16 224V223H15ZM110 224V223H109ZM112 224V223H111ZM121 224V223H120ZM119 224V225H120ZM200 224V223H199ZM257 224V223H256ZM262 224V223H261ZM80 225V224H78ZM88 225V224H87ZM86 225V226H87ZM90 225V224H89ZM88 225V226H89ZM92 225V224H91ZM102 225V224H101ZM123 224H121V227ZM126 225V227H127ZM149 225V224H148ZM263 225V224H262ZM76 226V225H75ZM84 226V225H83ZM141 226V225H140ZM200 226V225H199ZM258 226V225H257ZM18 227V225H17ZM106 227V226H105ZM201 227V226H200ZM81 228V226H80ZM101 228V227H100ZM148 228V227H147ZM75 229V228H74ZM91 229V228H90ZM108 229V228H107ZM111 229V228H110ZM78 230V229H77ZM100 230V229H99ZM128 230V229H127ZM200 230V228H199ZM261 230V229H260ZM7 231V230H6ZM90 231V230H89ZM117 231V230H116ZM191 231V230H190ZM77 232V231H76ZM105 232V231H104ZM196 232V231H195ZM198 232V231H197ZM225 232V231H224ZM228 233V231H226ZM80 233V232H78ZM115 233V232H114ZM135 233V232H134ZM138 233V231H137ZM200 233V232H199ZM213 233V232H211ZM107 234V233H106ZM126 234V233H125ZM133 234V233H132ZM101 235V234H100ZM197 235V234H196ZM241 235V234H240ZM264 235V234H263ZM15 236V235H14ZM87 236V233L86 235ZM96 236V235H94ZM128 236V235H127ZM5 237V236H4ZM115 237V236H114ZM120 237V236H118ZM132 237V236H131ZM171 237V236H170ZM244 237V236H243ZM258 237V236H257ZM94 238V237H93ZM97 237H95L96 239ZM99 238V237H98ZM127 238V237H126ZM135 238V237H134ZM239 238V237H238ZM241 238V237H240ZM12 239V238H11ZM120 239V238H119ZM186 239V238H185ZM230 239V238H229ZM6 240V239H5ZM4 240V241H5ZM136 240V239H135ZM142 237H141V242H142ZM174 240V239H173ZM189 240V239H188ZM232 240V239H231ZM249 240V239H248ZM258 240V239H257ZM260 240V239H259ZM3 241V242H4ZM13 241V240H12ZM27 241H29L27 243ZM104 241V240H103ZM119 241V240H118ZM123 241V240H122ZM130 241V240H129ZM144 241V240H143ZM256 241V240H255ZM153 242V241H152ZM181 242V241H180ZM204 242V241H203ZM235 242V241H234ZM249 242V241H248ZM111 243V242H110ZM109 243V244H110ZM138 243V242H137ZM171 243V242H170ZM199 243V242H198ZM232 243V242H231ZM236 243V242H235ZM251 243V242H250ZM259 243V242H258ZM7 244V243H6ZM11 244V243H10ZM10 244H7V245H10ZM113 244V243H112ZM228 244V243H227ZM230 244V243H229ZM239 244V243H238ZM100 245V244H99ZM107 245V244H106ZM114 245V244H113ZM198 246V244H196ZM226 245V244H225ZM4 246V245H3ZM2 246V247H3ZM14 246V245H13ZM30 246V245H29ZM96 246V245H95ZM166 246V245H165ZM171 246V245H169ZM227 246V245H226ZM5 247V246H4ZM53 246L51 245V248ZM56 247V246H54ZM107 247V246H106ZM118 247V245H117ZM120 247V246H119ZM155 247V246H154ZM254 247L255 246H252V245H247L246 247H238V245L236 246V248H231V252L230 253H226L228 255V259H227V262H231V261H235L237 259H239V255H244L245 253L246 254H251L253 251H254ZM40 248V247H39ZM50 248V247H49ZM163 248V247H162ZM199 248V247H198ZM262 248V247H261ZM7 249V248H6ZM5 249V251H6ZM121 249V248H120ZM165 249V248H164ZM263 249V248H262ZM99 250V249H98ZM103 250V249H102ZM137 250V249H136ZM170 250V249H169ZM39 251V250H38ZM54 251V250H53ZM230 251V249H229ZM228 251V252H229ZM104 252V251H103ZM123 252V251H122ZM30 253V252H29ZM44 253V252H43ZM49 253V252H48ZM53 253V252H52ZM105 253V252H104ZM211 254V252H209ZM125 254V253H124ZM246 254L244 256H246ZM254 254V253H253ZM252 254V255H253ZM18 255V254H17ZM50 255V254H49ZM48 255V256H49ZM61 255V254H60ZM120 255V254H119ZM128 255V254H127ZM133 255V254H132ZM204 255V254H203ZM230 255V256H229ZM9 256V255H8ZM19 256V255H18ZM34 256V255H33ZM55 256V255H54ZM209 256V255H208ZM10 257V256H9ZM13 257V256H12ZM23 257V256H22ZM22 257H17L15 258L14 260H12V262L8 263L7 264H16L17 261H21L22 264H38V260L35 261V260H30L29 259H23ZM30 256H28L29 258ZM65 257V256H63ZM125 257V256H124ZM214 257V256H212ZM4 258V257H3ZM52 258V257H51ZM56 258V257H55ZM104 258V257H103ZM132 258V257H131ZM192 258V257H191ZM201 258V257H200ZM210 258V257H209ZM242 257H240L241 259ZM245 258V257H244ZM8 259V258H7ZM11 259V258H10ZM38 259V258H37ZM49 259V258H48ZM58 259V258H57ZM114 259V258H112ZM135 259V258H134ZM202 259V258H201ZM252 259V258H251ZM104 260V259H103ZM196 260V259H195ZM204 260V259H203ZM242 260H245V259H242ZM241 260V261H242ZM6 261V259H5ZM32 261V262H31ZM41 261V260H40ZM55 261V259H54ZM115 261V260H114ZM121 261V260H119ZM123 261V260H122ZM143 261V260H142ZM192 261V260H191ZM248 261V260H247ZM19 262V263H21ZM239 262L236 261V262H232L233 263H237ZM252 262V261H251ZM255 262V261H254ZM42 263V262H41ZM110 263V262H109ZM209 263V262H208ZM43 264H45L43 262ZM50 264V263H49ZM128 264V263H126ZM134 264V263H133ZM219 264V263H218ZM229 264V263H228ZM231 264V263H230ZM251 264V263H250ZM257 264V263H256Z\"/></svg>","mask_w":264,"mask_h":264}]
</instances>
